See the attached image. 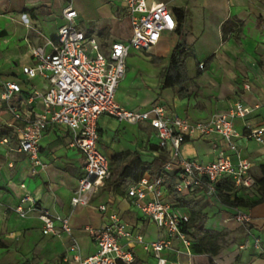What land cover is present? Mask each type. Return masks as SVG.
Listing matches in <instances>:
<instances>
[{
  "label": "crops",
  "instance_id": "1",
  "mask_svg": "<svg viewBox=\"0 0 264 264\" xmlns=\"http://www.w3.org/2000/svg\"><path fill=\"white\" fill-rule=\"evenodd\" d=\"M147 1L168 5L177 27L171 33L162 34L152 47L160 46V51L155 53L151 48L146 57L166 64L173 49L182 45L191 52L186 66L192 82L188 87L189 95L179 97L171 88H163L160 99L150 100L140 109L163 105L171 113L190 121H201L215 112L227 111L236 101L252 105L264 100V0ZM69 4L78 12L79 28L94 36L102 51H107L112 42L125 41L131 36L128 11L120 0H0V90L3 80L20 83L22 91L13 98L19 108L29 106L22 97L42 92L49 85V81L39 75L27 78L22 67L34 63L29 51L31 46L51 51L58 27L63 23L61 11ZM163 36H168L169 40L164 41ZM125 75L117 89L116 101L129 108ZM31 106L33 112H40L41 99H34ZM260 114L258 110L250 118L252 125L261 122ZM21 125L0 100V132L9 130L0 135V264H78L76 256H89L97 248L85 227L97 228L108 223L111 212L133 226L146 241L165 237L162 228L131 204L126 189L132 182L121 187L123 194L120 195L109 190L112 187L109 177L91 196L88 205L73 207L70 199L78 179L84 174L85 157L70 145L71 130L59 125L49 126L39 142L40 165H34L29 154L18 150ZM97 125L99 147L108 158L125 150L137 151L147 162L158 155L157 151L148 150V145L155 144L156 138L147 124L118 122L112 116L101 115ZM235 125L240 133L235 139L240 156L251 162L253 176H259V167L264 164V142L247 139L241 119H235ZM144 135L146 139L141 140ZM3 137L7 142H2ZM213 142L214 136L187 139L181 145L182 152L188 159L209 162L216 155ZM165 151L163 162L168 157ZM162 163L154 166V172ZM147 173L152 174L144 172ZM251 191L255 189L241 191L240 195L255 199L258 194ZM165 193L168 197L166 190ZM24 196L32 197L38 209L20 217L15 208ZM190 196L205 204L207 227L224 232L217 254L211 257L213 264H264V253L253 246L255 238L264 246V202L246 209L251 220L242 224L228 219L234 208L212 200L201 189ZM173 202L187 213L177 201ZM100 204L108 206L107 212L98 211ZM42 209L68 215L72 234H44L38 217ZM73 238L78 250L70 251ZM245 240L249 244L241 247ZM130 247L134 255L131 264L157 263L153 253L142 245L130 244ZM161 256L166 259L165 264H210L208 254L191 252L190 246L187 250L179 239H174L173 248L164 250Z\"/></svg>",
  "mask_w": 264,
  "mask_h": 264
},
{
  "label": "built area",
  "instance_id": "2",
  "mask_svg": "<svg viewBox=\"0 0 264 264\" xmlns=\"http://www.w3.org/2000/svg\"><path fill=\"white\" fill-rule=\"evenodd\" d=\"M120 1L128 11L132 29L127 40L114 41L107 51H102L96 38L79 28L77 10L71 4L66 5L61 11L63 23L58 27L51 51H46L42 46H31L29 51L34 63L22 67L27 78L39 75L47 79V88L22 97L29 106L19 108L13 98L22 91L20 83L3 80L0 100L6 103L13 119L22 122L18 130V150L29 154L34 165H40L39 142L49 126L59 125L71 130L70 145L85 157L84 174L78 179L77 188L70 199L73 207L88 205L91 196L110 177L109 158L98 143V118L108 115L118 122L143 123L152 128L158 147L168 151L167 160L154 173L144 174L139 181L130 183L126 195L136 210L164 230L165 237L146 241L133 226L111 212L108 223L97 228L85 227L96 244V251L89 256L75 258L78 264H131L134 255L130 244H140L153 253L156 264H165L166 259L161 253L173 248L174 239H179L187 250L190 246L187 235L180 229L188 215L176 203L166 200L167 180L175 177L174 188L178 192L202 186L210 196L215 195L216 183L224 177H229L236 188L253 187L255 177L251 173V162L240 156L235 143L240 135L235 119L242 120L243 135L247 139L264 142V100L252 105L236 101L227 111L215 112L201 121H190L169 112L163 105L130 109L119 104L116 93L124 78L131 51L149 52L162 34L171 33L177 27L175 17L165 3ZM246 88L249 89V85ZM36 98L42 101L40 112H33L31 106ZM258 110L261 111V122L252 125L250 118ZM207 136H214L216 155L213 160L202 162L181 155V145L185 140ZM1 140L7 142L5 137ZM97 208L102 213L108 210L106 204H100ZM36 209L37 202L32 197L24 196L19 199L15 212L25 217ZM38 217L44 234H72L68 215L52 214L42 209ZM228 219L243 224L249 222L251 216L245 209L236 207ZM247 244L249 241L245 240L241 247ZM253 246L264 253V246L258 238H255ZM69 249L78 250L75 238Z\"/></svg>",
  "mask_w": 264,
  "mask_h": 264
},
{
  "label": "trees",
  "instance_id": "3",
  "mask_svg": "<svg viewBox=\"0 0 264 264\" xmlns=\"http://www.w3.org/2000/svg\"><path fill=\"white\" fill-rule=\"evenodd\" d=\"M190 54L191 52L182 45H177L173 49L162 70L160 89L171 88L179 97L189 95L188 87L192 82V78L188 75L186 59ZM203 65L205 66L206 63H203ZM202 69L204 68L202 67ZM8 132L9 130L6 129L1 131L0 135ZM148 150L158 152L152 162L143 160L137 151L130 150L116 152L109 158L110 183L112 184L109 190L122 195L121 187L125 183L139 181L146 171L153 173L154 166L157 163L161 164L165 160L167 155L165 149L158 147L156 143H150ZM259 170L260 175L255 177V184L251 188H236L229 177H224L216 183V193L212 195L213 198L231 209L240 207L246 210L264 202V164L260 165ZM174 181L175 177H170L167 180V196H174V201H177L181 207L186 209L188 215L187 221L180 225V229L189 239L191 252L208 254L209 263L213 264L211 257L217 254L219 242L223 239L224 232L207 227L208 215L204 211V203L191 196L185 197V194L194 193L196 189H201L204 192L205 189L200 186L184 192H178L174 188ZM252 189L257 190L258 196L255 199H247L240 195L241 191Z\"/></svg>",
  "mask_w": 264,
  "mask_h": 264
},
{
  "label": "rangeland",
  "instance_id": "4",
  "mask_svg": "<svg viewBox=\"0 0 264 264\" xmlns=\"http://www.w3.org/2000/svg\"><path fill=\"white\" fill-rule=\"evenodd\" d=\"M162 39L164 41H167L169 40V37L163 36ZM159 47L152 48V51L155 53L158 50L160 51ZM149 54L150 51L146 53L145 52L136 53L135 51L132 50L127 58L125 82L127 84L126 86L128 91L127 94L126 93L125 94L129 98V103H128L129 108L140 109L141 107L144 106V104L148 103V101L153 99L154 100L160 99L162 96V89H159V84L162 79L161 71L165 65V61H155L152 58H147L146 56ZM152 56H156V55H152ZM190 66H191V61L189 60L188 67ZM166 98L168 99L169 96H167ZM146 137L145 135L141 136V140L146 139ZM180 150H181V155L184 158H187L182 152V146ZM101 151L104 153L102 149ZM255 191L257 190L255 189ZM255 191H251V193L256 194ZM185 197H190V194L189 193L185 194ZM209 197L212 200H214L213 196H209ZM166 200L167 201L171 200L170 202H173L174 196L166 197Z\"/></svg>",
  "mask_w": 264,
  "mask_h": 264
}]
</instances>
